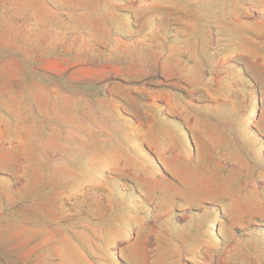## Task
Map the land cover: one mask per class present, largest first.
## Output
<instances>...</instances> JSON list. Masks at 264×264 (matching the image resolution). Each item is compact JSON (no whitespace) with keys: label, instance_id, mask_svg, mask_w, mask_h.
<instances>
[{"label":"rangeland","instance_id":"obj_1","mask_svg":"<svg viewBox=\"0 0 264 264\" xmlns=\"http://www.w3.org/2000/svg\"><path fill=\"white\" fill-rule=\"evenodd\" d=\"M0 264H264V0H0Z\"/></svg>","mask_w":264,"mask_h":264}]
</instances>
